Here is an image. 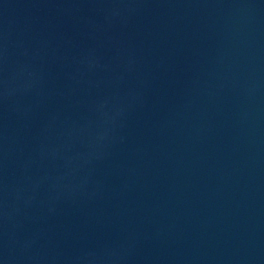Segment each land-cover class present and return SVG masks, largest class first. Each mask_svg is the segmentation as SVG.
Wrapping results in <instances>:
<instances>
[{
  "label": "water",
  "instance_id": "1",
  "mask_svg": "<svg viewBox=\"0 0 264 264\" xmlns=\"http://www.w3.org/2000/svg\"><path fill=\"white\" fill-rule=\"evenodd\" d=\"M0 264H264V0H0Z\"/></svg>",
  "mask_w": 264,
  "mask_h": 264
}]
</instances>
